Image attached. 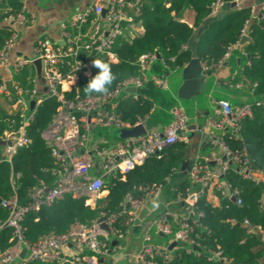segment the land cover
Segmentation results:
<instances>
[{"label":"built area","instance_id":"2783aa9c","mask_svg":"<svg viewBox=\"0 0 264 264\" xmlns=\"http://www.w3.org/2000/svg\"><path fill=\"white\" fill-rule=\"evenodd\" d=\"M221 3L222 1L215 0L209 5L210 17L216 15ZM103 10H105L104 16L101 15ZM139 12L140 4L137 0H90L82 11L72 14L67 20L61 22L62 44L55 43L48 37H40L34 45L32 57L20 56L11 64V69L15 73L26 65H33V61L39 59L41 78L46 87L43 93L56 98L58 102L52 122L42 132L56 163L57 175L52 186L40 184L31 188L27 192L25 202H20L15 192L8 198L0 197V207L8 210V216L0 222V228L4 226L12 229V244L5 252L0 253V264H29L32 260L46 263L57 262V264H112L111 242L114 239L121 240L125 235V231L119 232L113 226L120 213L110 216L101 215L105 217L109 233L99 227L97 218L90 224L73 222L65 232L44 234L34 243H29L25 239L20 221L26 214L36 213L42 205H50L65 195L83 197L84 204L86 200H91L92 206L90 207L93 208L111 177L117 173H122V175L127 173L134 166L143 164L149 157L158 158L164 148L177 141H186L189 118L181 108H175L172 111V120L161 131L151 129L138 137L125 139L115 137L109 145L98 142L91 146L87 145L89 132L93 128H112L115 131L130 128L120 121L116 107L118 101L124 95H128L125 92L126 88L133 86L137 89L143 85L144 70L158 60L155 53L141 55L138 63L142 75L124 79L110 90L109 95L94 94L91 97L75 96L69 99L63 94V91L75 82L78 72L89 74L93 56L101 55L110 61H116V56L112 52L114 41L127 29L131 36L135 34V30H143L142 27H137L132 22L133 15H138ZM34 20V14L29 12L24 5L19 13L3 19V22L9 26L10 34L0 48V67L10 64L9 54L18 38L17 26L30 24ZM246 28L247 26L243 28L242 36H247ZM239 45L240 41L230 45L216 65L221 64L229 52ZM64 64L69 66L65 72L62 71ZM202 67L206 71L207 66L202 63ZM154 79L160 87H167L164 79ZM36 80L37 78L34 77L32 82L35 84ZM241 85L242 83L237 84V86ZM244 85L254 92L256 83L246 80ZM0 95L16 106V113L20 120L16 131L4 133L2 137L4 144L0 148V162H10L17 149L28 145L29 139L25 128L32 121L35 107L42 98L41 93L35 87L26 91L14 81L9 82V88L0 82ZM31 100H35V107L32 110L29 108ZM253 105L261 106L264 110V99L238 105L220 100L217 102L218 108L214 113L207 115L206 123L217 130L238 136L241 121L252 116ZM136 124L142 123L137 122ZM7 141L10 142L9 145ZM211 142L217 144L222 150V157L216 159L220 175L232 169L244 178L256 183H264L261 179L264 172L251 165V159L245 151L231 150L221 134L211 138ZM219 174L212 172L208 165L200 159L193 160L189 164L185 177L189 184L186 196L177 194V198L195 207L198 197L211 185L214 178L215 180L218 178ZM17 180L18 175L15 174L12 179L13 187ZM193 185H199L200 188L191 189ZM162 187L154 185L142 187L140 190L144 192L143 196L127 195L125 197L127 202L122 212L128 216L127 227L140 225V223L142 225L143 239L136 254V264H158L159 258L165 261L171 259L165 249L153 243V229L181 244H196L192 234L195 226L198 225L201 212L195 211V217L183 218L175 229L165 218L146 220L143 224L141 220L138 221L137 209L146 198L156 196ZM216 187L221 194H224V190H220L219 185ZM228 196L233 197L238 206L242 205L239 190L231 189ZM242 224L247 228V232L255 230L261 232L260 227L250 226L247 220H243ZM72 242L81 246L83 250L69 257L62 253V247ZM23 249L25 253L23 257H20ZM218 255L219 253H214V256Z\"/></svg>","mask_w":264,"mask_h":264},{"label":"trees","instance_id":"16d2710c","mask_svg":"<svg viewBox=\"0 0 264 264\" xmlns=\"http://www.w3.org/2000/svg\"><path fill=\"white\" fill-rule=\"evenodd\" d=\"M140 12L133 15V23L142 27L140 34L131 36L127 29L113 43L112 52L116 61H110L101 55H95L112 66L118 74L112 85L128 77L141 76L142 70L138 60L141 55L158 52L160 61L169 69L185 65L193 56L198 57L207 66L206 74L211 73L215 65L222 59L228 47L239 42L242 30L247 26L248 40L241 44L248 64L244 65L237 78L229 84L243 83L248 80L256 83L255 94L264 97V8L256 17H252L249 7L230 12L222 18L209 16V5L215 0H137ZM231 2L232 0H220ZM22 0H0V22L9 15L22 10ZM185 8L192 9L194 16L189 25L181 20ZM206 21V26L199 33L194 46L191 39L194 30ZM10 30L0 24V48ZM30 68V72L28 69ZM69 66L64 64L62 71ZM91 64L88 75L77 73L76 80L63 91L66 98L72 99L85 96L83 88L88 80L98 73ZM35 73L33 65H26L13 75L14 81L23 90L34 88L32 79ZM110 89V90H111ZM94 95V94H93ZM41 101L36 105L34 117L25 128L29 143L17 149L10 162H0V197L8 198L14 192L20 202L26 201L27 192L40 184L52 186L56 178V163L42 132L52 122L58 107L56 98L41 93ZM152 108V101L142 94L123 96L117 104L120 121L124 126H134L144 120ZM20 125L18 114H5L0 109V139L4 133L16 131ZM223 139L231 150L245 151L251 159V165L264 172V110L253 105L252 116L241 121L238 136L225 133ZM0 144V148H1ZM188 144L184 140L163 149L161 155L147 158L143 164L134 166L127 173H117L105 184L108 193L97 199L93 208L84 204L83 197L65 195L50 205H42L36 213H28L20 221L23 235L29 243L36 242L48 233H63L70 224L78 222L90 224L102 214L110 216L119 214L113 226L119 232L127 228L128 216L122 209L126 206L127 195L141 197L140 190L146 186H164L173 174H178L176 195L186 196L189 184L180 170L186 159ZM20 176L16 185L12 186L15 174ZM231 189L240 192L242 205L227 197H221L220 206L215 207L206 202L204 194L198 197L195 211L201 212L198 225L195 226L192 238L201 248L194 254L185 246H179L169 261L158 259V264H264V241L259 239L255 231L247 232L242 224L247 220L250 226L260 227L264 234V183L244 178L235 170L229 169L224 175ZM8 216V210L0 207V222ZM12 244V229L0 228V253L5 252ZM214 253H219L214 256ZM29 264H57L32 260Z\"/></svg>","mask_w":264,"mask_h":264},{"label":"crops","instance_id":"0c3cea01","mask_svg":"<svg viewBox=\"0 0 264 264\" xmlns=\"http://www.w3.org/2000/svg\"><path fill=\"white\" fill-rule=\"evenodd\" d=\"M23 5L29 12H32L35 16V20L30 24L18 25L17 29L20 35L17 41L10 51L9 58L10 64L8 66L0 67V82L5 84L6 81L11 82L13 79V71L11 64L14 60L20 56L32 57L34 55V45L38 38L41 36L48 37L55 43L61 41V29L60 24L62 21L67 20L72 14L82 11L90 2V0H22ZM231 2H235L234 6H231ZM231 2H222L214 17L222 18L228 15L234 10L240 8L249 7L252 12V17L258 16L261 10L264 8V0H233ZM194 13L192 9L185 8L181 15V20L185 21L189 25L192 24ZM2 26H7L5 22H0ZM206 21L197 29L194 30V36L191 39L190 47L192 48L196 42V39L202 29L206 26ZM143 30H133L135 34L142 33ZM248 64V59L245 52L242 50L241 44L232 49L229 52L227 58L214 67L209 74H205L204 78V90L197 96H193L190 99H182L177 96V89L182 83V68L169 69L163 65L161 61L156 60L144 70V83L141 87L136 89L135 94H129L135 97L137 94H142L145 98L152 101V108L144 120H140L146 131L154 129L161 131L171 120L172 111L175 108H181L189 112L188 124L201 126L200 130H195L196 136L204 134L206 136L205 141L200 144H196V152L189 158L190 162L195 159H200L208 165V168L219 174L220 168L216 161L217 158L222 157V150L217 144H212L211 138L218 134L224 135L226 131H220L206 123L207 115L214 113L218 108L217 102L224 100L232 105H238L245 102H252L257 99H264L262 95L255 94L248 87L244 85L237 86L238 83L230 85L229 81L232 78H237L240 75V71L244 65ZM34 73L35 67L33 65ZM30 72V68L28 69ZM154 78L164 79L167 83L166 88L160 87ZM34 87L39 93L44 92V82L37 78ZM127 95V94H126ZM135 95V96H134ZM125 96V95H124ZM117 108V107H116ZM0 109L5 114H15L16 106L7 101L4 96L0 95ZM115 130L112 128L102 129L93 128L89 132L87 145L98 142L104 145H109L115 138ZM198 141V138H197ZM2 148V146H1ZM94 172V171H92ZM91 172V176L93 173ZM18 178L20 176L17 173ZM264 180V173L261 176ZM180 181L178 174H173L169 178L168 182L160 189V192L152 197L146 198L142 205L137 209L136 217L138 221L145 222L151 221L156 218H165V220L175 229L178 227L180 221L183 218L195 217V207L186 201H180L177 198L175 189L177 183ZM219 185L220 190H224V194H221L217 189ZM199 185H193L191 189H199ZM231 192V187L226 183L223 175L219 174L218 178L213 179L211 185L205 189L204 197L207 203L212 206H220L221 197H227ZM108 190H104L100 197L105 196ZM158 200L159 209L155 212H150L152 201ZM232 200V199H231ZM234 201V200H232ZM138 227L137 229L135 227ZM127 227L125 235L121 240H112L116 243L112 245L111 242V263L112 264H136V254L142 244L143 233L142 225H136ZM141 226V227H140ZM261 233V238L264 241V234ZM152 241L159 248L165 249L172 258L174 251L179 246H185L188 251L197 254L198 251L192 248V245L181 244L174 241L172 238L163 236L159 232L153 229ZM170 247V248H169ZM83 249L74 242L65 244L62 247V253L66 256L72 257L80 253Z\"/></svg>","mask_w":264,"mask_h":264},{"label":"water","instance_id":"95a60500","mask_svg":"<svg viewBox=\"0 0 264 264\" xmlns=\"http://www.w3.org/2000/svg\"><path fill=\"white\" fill-rule=\"evenodd\" d=\"M235 2H231V6H234ZM105 14V10H103L101 12V15L104 16ZM5 28L9 29V26H4ZM248 40L247 36H242L240 39V44L245 43ZM58 44H62L63 42H57ZM156 58L159 60L160 59V55L158 52L155 53ZM33 65L35 67V72H36V76L39 80H42L41 78V61L39 59H36L33 61ZM205 71L203 70L202 67V62L201 60L196 57L193 56L189 59V61L183 66L182 68V83L179 86V88L177 89V96L179 98L182 99H190L193 96H197L198 94H200L205 87L204 84V78H205ZM5 85L7 86V88H9V81L5 82ZM44 91H46V87H44ZM125 92L129 93V94H135L136 92V88L131 86L125 89ZM35 107V100H31L29 102V108L30 110L34 109ZM200 130L201 126L199 125L198 127H196L195 125L191 124L188 126L187 132H186V142L188 144V148L186 150L185 153V157L186 159L183 161V163L181 164L180 170L183 176H186L187 174V170L190 164V160L189 158L191 156H193L196 152V144L197 142H199L200 144H202L205 139L206 136L204 134H200L198 136H196L195 134V130ZM146 133V129L144 127L143 124H136L133 127L130 128H121L117 131L114 132V136L116 138L119 139H125V138H130V137H138L141 135H144ZM198 138V141H197ZM8 145L10 144L9 141L6 142ZM0 144L3 145L4 142L3 140L0 139ZM232 200H234V198H231ZM127 202V198H124V203ZM97 222L99 223V227L108 232L109 233V227L105 222V217L101 216L97 219ZM136 229L138 228L137 226L135 227ZM258 238H261V233L258 230H255ZM116 242L113 241L112 245L115 244ZM173 244L176 243V241L172 242ZM170 248V247H169ZM192 248L198 252H201V248L196 245L193 244ZM25 253V249L22 250L20 257H23Z\"/></svg>","mask_w":264,"mask_h":264},{"label":"clouds","instance_id":"9594fccd","mask_svg":"<svg viewBox=\"0 0 264 264\" xmlns=\"http://www.w3.org/2000/svg\"><path fill=\"white\" fill-rule=\"evenodd\" d=\"M92 65L99 71L88 80V83L83 88L85 96L91 97L93 94L109 95L112 85L118 78V74L112 71L110 63L100 58H95L92 61ZM159 206L158 200H153L149 211L155 212L159 209Z\"/></svg>","mask_w":264,"mask_h":264},{"label":"bare ground","instance_id":"6f19581e","mask_svg":"<svg viewBox=\"0 0 264 264\" xmlns=\"http://www.w3.org/2000/svg\"><path fill=\"white\" fill-rule=\"evenodd\" d=\"M85 204H87V206L90 207V206H92V201H91V200H86V201H85Z\"/></svg>","mask_w":264,"mask_h":264},{"label":"rangeland","instance_id":"374dc122","mask_svg":"<svg viewBox=\"0 0 264 264\" xmlns=\"http://www.w3.org/2000/svg\"><path fill=\"white\" fill-rule=\"evenodd\" d=\"M104 24V23H103ZM27 25V24H26ZM20 35V32L18 31V36ZM41 37H45V36H41ZM184 112L187 114L188 117H190L189 112L187 110L184 109Z\"/></svg>","mask_w":264,"mask_h":264}]
</instances>
